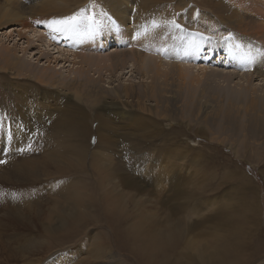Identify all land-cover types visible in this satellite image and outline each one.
<instances>
[{
    "label": "rangeland",
    "instance_id": "1",
    "mask_svg": "<svg viewBox=\"0 0 264 264\" xmlns=\"http://www.w3.org/2000/svg\"><path fill=\"white\" fill-rule=\"evenodd\" d=\"M15 1H19L24 8L28 9L31 5L40 4L46 0H0V12L3 8L12 10L11 5L14 3L18 6V2ZM125 1L132 7L146 2L152 5V10L141 12L139 15L152 14L149 29L155 27L161 29V35L166 37L168 43V46L163 44L162 46L169 48L173 54H175L177 40L186 45L189 53L199 48L216 52L209 60L203 57L207 56L208 50L196 56L187 54L186 58L183 57L185 59L183 63L188 67L186 71L189 75L202 76L197 73L198 70L201 73L206 70L211 72V69L219 71L212 73V76L216 75L218 78L209 77L211 82L208 84L213 88L211 97L208 96L209 93H206L207 97H205L197 92L198 95L194 98L195 103L190 105L188 110L181 107L186 111L184 119L174 122L173 120L176 119L168 117L163 120V127L166 129L175 128V126L185 129L181 136L183 144L174 150L180 158L170 160L180 163L183 168L175 190V196L180 199L183 211L180 209V204L176 203V199L168 201L166 196L165 199L171 205L170 211L180 210L181 217L189 222L184 225L183 235L169 233L155 225L150 227L145 223L148 219L136 220L135 217L139 212L133 206L128 205L125 210L113 208L112 200L106 196L109 193L108 187L101 185L94 186L95 200H93L92 209L95 223L90 227L93 232L74 240L70 237L71 241H68L70 238H66L65 243L58 246L66 237L64 234L71 229L69 227L64 231L65 225L62 223L59 230L63 235L47 237L45 241L49 240L53 243L51 252H59L63 247L71 246L72 254L68 256V259L73 264H161L158 257L161 255V248L156 245L154 239L146 237L145 231L148 230L150 234L172 235L170 238L175 239L174 244L167 243L169 253L167 264H264V176L259 173V168L262 167L264 170V81L261 75L264 73V29L259 30L260 33L253 29L264 22V0L257 2L249 0L248 5L242 8L235 7L239 8V11L235 15L236 19L229 23V26L216 24L215 7L211 4L213 0H193L194 4L191 2L187 8H185L186 4L180 3L182 0ZM70 3L75 5L69 8L65 3L58 17L51 14L47 16L49 18L44 16L33 19L30 15H25L23 23L13 21L2 27L0 54L3 58L0 59V84L17 96L20 93L18 87L26 86L27 83L23 84L20 79L12 76H34L33 91L27 93L28 98L36 100L48 113H41V120L45 117L46 124H49L51 118L55 122L57 153L63 158L62 165L65 168L78 170L84 167L88 174H80L81 178L91 176L95 179L94 161L101 160L103 155L107 156L110 162L120 159V163L130 166L129 170L133 179L147 183L148 186L143 184L148 190L152 188L156 191V194L143 195V198L153 196L152 199L155 202L161 198L160 193L157 192L160 185L151 182L150 178L155 177L160 171L162 158L159 157L160 160L157 162L152 160L156 163L155 169L151 161L141 165L142 169L154 170L155 173H151V177L148 173L143 175L138 171L132 172L133 161L127 158L124 147L115 138L121 133H136L140 130L134 127L129 128L127 123L117 121H112L109 127H105L100 117L101 114H105L101 109V100L102 96H106L107 91L120 87L126 81L125 79L131 76V73L127 74L125 70L133 62L137 66V72L132 74L136 81H139L141 76L153 80L154 75L148 76L149 72L156 69L155 63L162 60L165 54L156 45H152L153 42H157L155 34L149 37L143 36L142 33L148 30L144 28L138 35L132 36L131 32L125 28L128 25L127 21L121 23L103 7L102 0H73ZM224 4L225 9L234 10L230 7V2L225 1ZM123 9L132 10L127 6ZM133 9L137 10L136 7ZM160 13L172 17L163 27H159V21H153L157 19L155 15ZM201 14L209 17V21H205L206 18L203 22L195 19ZM139 15L130 16L137 19ZM73 16L77 17V20L69 30L58 31L56 27H49V23L53 20ZM36 19L42 22H35ZM173 19L181 27H174L170 23ZM29 25L28 29L31 31H26L25 37L19 39L20 28ZM32 29L37 30L35 35L41 34L43 39L36 40L35 30ZM229 33L232 34V38H228ZM29 40H33L32 43H29ZM243 47L246 49L244 50ZM2 49L10 50L12 57L7 60L2 54ZM220 50H222L221 55L217 54ZM249 50L256 57L252 63L243 59L244 54ZM123 52L133 53L135 59L120 68L115 65L105 66V64L109 65L106 62L109 60L104 57H113ZM98 53L106 54V56L101 55L103 58H99L96 56ZM237 56L240 57V61L236 60ZM75 57L82 61L77 62L75 59L76 64L69 65ZM179 57L172 56V60L180 62ZM164 61H167L166 58ZM159 66L161 69L162 63ZM177 71L176 69L175 72ZM226 72L234 73L233 79L229 80L225 76ZM176 73L174 75L178 76ZM247 75L253 77L249 81L241 79ZM36 76H40L37 84ZM78 76L89 78L85 83L86 87L97 85L100 89L95 94L84 90L76 81ZM122 76L125 77L121 78ZM144 81L136 83L137 85L152 84V82ZM158 81L162 82L163 79L158 77ZM5 82L7 85H4ZM186 82L188 84L189 81ZM50 89L53 90V94L48 91ZM191 90L193 89H185L182 95L186 96L187 91ZM0 91V99L11 102L8 91L2 92L1 86ZM238 91H245L246 96L242 101L237 99ZM252 102L258 104L255 109L250 105ZM85 107H89V111ZM25 109L30 112L29 107ZM150 114L153 115V113ZM193 121L195 123L199 121L200 124L195 125ZM201 125L204 127V132L198 130V126ZM150 130L157 142L156 145H152L153 149L161 148L166 143L174 141L165 140L159 136L161 132L159 126L151 125ZM107 132L110 137H108V143H104L99 135ZM198 135L206 136V138ZM36 136L39 141L47 140L45 137ZM208 137L212 138V141H209ZM116 144L119 145L120 151ZM65 149L67 157L64 154ZM76 149L81 151L75 152ZM237 149L240 150L242 157L236 160L237 154L234 150ZM216 151L218 153L212 155ZM163 154L164 152L159 154L158 151L154 155ZM201 154H207L210 157L204 159ZM251 159L255 164L249 162ZM229 161H233L242 174L251 176L255 182L254 186L244 189L236 183L235 176L228 175ZM13 188L15 186H12ZM170 191L168 188L163 193L168 194ZM258 194H260L261 206L258 204ZM0 198L8 203L4 193ZM23 200L27 199L23 198ZM158 206L164 208L161 202ZM162 208L155 213L159 217H161L159 211ZM27 210L25 209L26 212ZM36 212L35 210L30 212L32 227L34 229L36 227L34 232L32 227L30 226L29 229L26 224L16 228L23 230L25 234L33 233L40 238L42 224L49 220L46 214L41 218ZM28 214L26 213V216ZM198 221L203 223H195ZM225 244L228 246L225 247ZM3 256L8 258L5 254ZM4 262L0 261V264H7L6 261Z\"/></svg>",
    "mask_w": 264,
    "mask_h": 264
},
{
    "label": "bare ground",
    "instance_id": "2",
    "mask_svg": "<svg viewBox=\"0 0 264 264\" xmlns=\"http://www.w3.org/2000/svg\"><path fill=\"white\" fill-rule=\"evenodd\" d=\"M70 1L73 0H46L42 1L40 4L31 5L28 9L24 8L19 1H15L18 2V6L14 3L11 5L12 10L3 8L0 12V31L3 30L2 27L13 21L23 23V17L25 15H30L33 19L36 17L42 18L44 16L49 18L47 16L51 14H55L56 17H58L61 15L65 3H67L66 5L69 8L75 5L74 3H70ZM225 1L230 2V7L234 8V10L225 9ZM257 1L258 0H253V2ZM102 2L103 7L121 23L127 21L128 25L125 28L128 32H131L130 34L132 36L138 35L144 28L148 30L142 33L143 36L149 37L155 34L157 42H153L152 45H156V47L165 54L162 60L155 63L156 69L149 72L148 76L154 75L153 80H149V77L146 78V76H141L140 80L136 81L132 74L137 72V66L135 62L131 63V66L129 68L127 67L128 69L125 70L127 74L130 72L131 76L125 79L126 81L123 85L115 88L113 91H107L106 96H102L101 109L105 114L100 115L105 127H109L110 122L117 121L119 123H127L126 125L129 128L134 127L140 130L136 133H121L115 138L118 143L124 147V153L127 158L132 159L133 163L130 162L131 166H133L132 172L138 171L143 175L148 173V176L151 177V173H155L154 170H148L147 168L142 169L143 167L141 168V165L143 166L148 161L152 162V160L157 162L160 160L159 157L162 158L161 166L159 165L160 171L157 170L158 174L150 178L151 182L159 183L160 187L157 192L160 193L161 198L155 202L152 199L153 196L143 198V195L156 194V191L152 188L148 190L143 184L145 182L142 183L137 179H133L130 173L131 171L129 170L130 166L120 163V159L110 162L107 156L103 155L101 160L94 161L93 165L96 170L93 172V176L95 179L91 176L83 177V179L81 178L80 174H88L84 167L78 170L65 168L64 165H62L64 162L63 158L57 153L58 144L55 122L52 118L49 124H46L47 119L45 117L41 120L40 114L45 111L36 100L28 98L27 93L33 91L34 76H12L15 79H20L21 83L27 84L26 86L18 87L20 93L17 96H14L10 90H6L5 87L0 84L3 90L2 92L8 91L10 94L9 99L11 101L8 102L5 99H0V160L5 161L4 163H0V197L1 194L4 193L5 198L8 200L7 203L3 198H0V209H2L0 210V261L2 263L6 261L7 264H73L70 263V259H68V256L72 254L71 246L63 247L59 252H51L53 249L51 247H54L52 246L53 243H50L49 240H45H47V237L56 236L57 234L63 235L59 230L62 223L65 225L64 231L68 230L67 228L69 227L71 229H69V233L66 232L64 234L66 237L58 246L63 245L66 238L68 239L71 237L72 240H74L82 236H87L93 232L90 227L95 223L94 210L92 209V206H94L93 200H95L94 186L104 185L108 187L109 193L106 196L108 199L112 200L113 208H122L125 210L128 208V205L133 206L134 209L139 212L135 217L136 220L144 221V219H148L145 220V223L150 227L155 225L169 233L175 232L178 235H183L184 225L189 222L181 217L182 214L180 210L170 211L171 205L168 203V201L176 199V203L178 205L180 204V209L183 211L180 199L175 196L176 186L179 184L183 168L180 163H174L170 160L172 158H180V155L175 154L174 150L178 148L179 145L183 144L181 136L184 134L185 129L176 126L175 128L171 127L170 129H166L163 127V120L168 119V117L176 119L173 120L174 122L178 121V119H184L186 111L181 109V107H185L188 110L190 105L195 103L194 98L198 95L197 92L200 96L205 97H207L205 94L209 93L208 96L211 97L210 95L213 94V88L208 84L211 82L209 77H216L214 74V76H212V73H218L219 71L211 69V72L206 70L201 73L198 72L199 70L197 69V73H200L202 76L196 74L189 75L188 71H186L188 67L183 63L185 60L183 57L187 54L196 56L208 50L209 52L206 53L207 56L203 57L209 60L216 52L199 48L197 51L189 53V50L186 49V45L177 40L175 42L177 47H175V54H173L169 48L162 46V44L168 46V43L166 37L161 35V29L158 27L149 29L152 14L143 13L139 15L141 12L152 10V5L149 2L134 6L137 10H134V7L128 5L125 0H102ZM191 2L193 3V0H182L180 3L183 5L186 4L185 8H187ZM212 2L211 4L215 7L214 15L215 19L217 18L216 24H224L226 26H229V23L236 19L235 15L238 13L239 8L249 4V0H213ZM126 6L132 10L123 9ZM130 15L139 16L135 19ZM155 16L157 19H153V21H159V27H163L168 19H172V17L162 13ZM195 19L201 22H203V20L209 21V17L202 14L198 15V17L196 16ZM35 22L42 21L36 19ZM29 27L30 25L20 28L18 36L21 37L19 39L25 37L26 31H31L28 29ZM253 29L255 32L260 33L261 31L259 32V30L264 29V22L260 25H256ZM36 31L37 30H35L34 35ZM35 37H37L36 40L43 39L41 34L35 35ZM32 41L33 40H29V43H32ZM243 48L244 50L246 49V47ZM116 50H118V48ZM218 53L221 55L222 50L217 52V54ZM2 54L7 60L12 57L10 50L7 49H2ZM176 54L179 56L181 55L180 57L178 56V61L180 62L172 60V56L178 58ZM101 55L106 56V54L103 53H98L96 56L100 58L102 57ZM2 58L3 56L0 54V59ZM104 58H108L109 60L106 61L109 64L108 66L105 64L106 67L115 65V67L118 68L135 59L134 54L129 52H123L113 57L106 56ZM164 58H166L167 61H164ZM236 58V60H241L238 56ZM75 59L77 60L79 58L75 57L72 59L69 65L73 64ZM81 61L82 60H77V62ZM97 61L101 63L100 60ZM161 63L162 67L160 69L159 65H161ZM75 64L76 63H74L73 66ZM199 67L202 69L204 68V66ZM194 68L196 69L197 67L195 66ZM176 69L179 71H177L178 76L174 75ZM209 74H211V76H209ZM261 75L264 81V73H261ZM225 76L231 80L234 77V73L226 72ZM36 77L37 84L40 81V76ZM123 77L125 76L121 78ZM158 77H161L163 81L159 82ZM252 77V75H247L241 77V79L249 81ZM203 78H205V81ZM23 79L28 80L24 81ZM88 80L89 78H84V76H78L76 78L81 88L95 94L100 88H98L97 85L86 87L85 83L88 82ZM187 80L189 81L188 84L186 82ZM51 81H54L52 77ZM141 81L152 82V84L143 83V85H137V83ZM4 85H7V83L5 82ZM106 87L112 88L109 86ZM207 88H209L208 92ZM185 89L193 90L187 91V95L184 96L182 94ZM48 91L53 94V90L50 89ZM98 94L99 96L101 95V90ZM237 94V99H241V101L246 96L245 91H238ZM250 105L255 109L258 104L252 102ZM25 107H29L30 112L25 109ZM89 107L85 108L89 111ZM205 109H207L206 106ZM50 110L53 111L52 109ZM45 113L48 114L47 112ZM150 113H153V115ZM87 116H89V113H87ZM193 122L195 123V121ZM196 123L200 124L199 121ZM151 125L160 127L161 132L159 136L163 137L165 140L174 141L166 143L161 148L153 149L152 145H156L157 142L154 140L153 132L150 130ZM191 127H193V125H191ZM198 130L204 132V127L202 125L198 126ZM36 135L45 137L47 140L39 141ZM99 136L101 141L108 143V137H110L108 132L103 134L100 133ZM198 136L206 138V136L203 135ZM207 139L212 141V138L208 137ZM116 147L118 151H120L119 145L116 144ZM78 151H81V149L75 150V152ZM158 151L159 154L162 152H164V154L155 156L154 154H157ZM234 151L237 154L235 156L236 160L242 157L240 150L237 149ZM217 153L216 151L212 153V155H216ZM64 154L67 157L66 149L64 150ZM201 157L206 159L210 156L201 154ZM249 162L255 164L253 159ZM228 163V175L230 177L235 176L234 180L236 183L244 189H249L251 186H254L255 182L251 176L246 173L242 174L239 171V167L236 166L233 161H229ZM152 167L155 169L156 163L152 162ZM259 170V173L264 176L262 167L259 168ZM71 174L74 175L71 176ZM163 183L164 186H162ZM12 186H15V188L12 189ZM168 188L171 191L168 194L163 193ZM259 195L260 194H258V204L261 206ZM165 196L168 201L165 199ZM22 197L27 200L24 201ZM160 202L163 204L164 208L158 206ZM35 207H38V209H35ZM160 208H162L159 211L161 217L155 214ZM25 209H28V212H26ZM34 210L37 211L36 213H38V216L41 218L46 214L47 220H49L42 224V229L40 230L41 235L39 234L40 238H37L33 233L25 234L23 230H18L16 228L17 226L26 224L30 229V226L32 227L33 224L30 218L32 213L30 212ZM26 213H29L28 216H26ZM195 223H203V221ZM35 229L32 227L33 232ZM145 235L155 240L156 245L161 248V255L158 256L159 261L161 264H167L169 260L167 243H175V239L170 238L172 235L160 236L157 234H150L148 230L145 231ZM71 238L68 241H71ZM224 246L227 247L228 244ZM49 252L51 253L48 254ZM4 254L8 258H5L3 256Z\"/></svg>",
    "mask_w": 264,
    "mask_h": 264
},
{
    "label": "snow or ice",
    "instance_id": "3",
    "mask_svg": "<svg viewBox=\"0 0 264 264\" xmlns=\"http://www.w3.org/2000/svg\"><path fill=\"white\" fill-rule=\"evenodd\" d=\"M77 20V17L73 16V17H69L67 19H61V20H53L49 23V27H56V30L60 31V30H69L74 26L75 21ZM170 23L174 26V27H181V25L177 24L175 19H173L172 21H170ZM228 38H232V34L229 33V37ZM237 47H239V45H237ZM255 56L252 54V51L249 50L248 52H246L243 56V59H245L248 63H252L255 60ZM5 161L0 160V163H4Z\"/></svg>",
    "mask_w": 264,
    "mask_h": 264
}]
</instances>
